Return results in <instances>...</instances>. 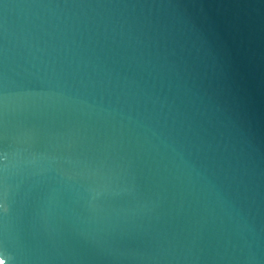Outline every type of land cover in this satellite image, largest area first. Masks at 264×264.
<instances>
[{
  "label": "water",
  "instance_id": "obj_1",
  "mask_svg": "<svg viewBox=\"0 0 264 264\" xmlns=\"http://www.w3.org/2000/svg\"><path fill=\"white\" fill-rule=\"evenodd\" d=\"M0 264H264V0H0Z\"/></svg>",
  "mask_w": 264,
  "mask_h": 264
}]
</instances>
